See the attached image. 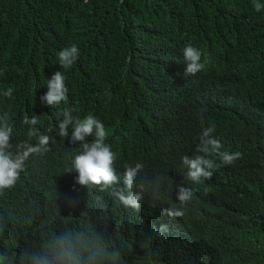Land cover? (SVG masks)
Listing matches in <instances>:
<instances>
[{
	"label": "clouds",
	"instance_id": "obj_1",
	"mask_svg": "<svg viewBox=\"0 0 264 264\" xmlns=\"http://www.w3.org/2000/svg\"><path fill=\"white\" fill-rule=\"evenodd\" d=\"M114 1L0 0V238L6 232L0 264H119L121 250L128 247L84 226L46 230L39 246L11 255L4 251L7 230L21 221L25 209L34 207V200L17 202L11 193L25 165L48 151H63L56 156L72 155L65 171L77 186L100 204L111 205L117 199L137 211L144 193L155 191L160 183L159 165L149 157L143 163L142 151L159 159L165 138L193 130L196 115L205 119L203 100L211 98L213 105L228 100L239 112L247 101L238 85L255 79L256 72V80L264 81V50L257 40L261 35L236 9L228 8L223 23L217 16L185 12L169 24L160 20L144 43L133 41L135 64L123 72L126 86L116 102L103 54L88 52ZM252 6L256 12L264 10L260 0H253ZM147 20L134 30L146 31ZM253 103V114L264 119L260 91ZM126 118L137 120L133 155L118 151L113 139L116 130L125 132L129 126ZM215 132L210 120L190 154L182 155L180 144L175 146L172 166L183 169L185 180L173 187L172 206L162 211L180 218L176 227L181 230L187 229L181 218L185 213L177 207L193 198L194 185L243 156L239 150H222ZM212 155L220 164L209 158ZM144 166L156 171L153 179L137 178ZM203 190L201 185V200ZM154 196L143 215L148 224L158 226ZM23 223L30 225L32 217ZM166 230L160 225L157 234Z\"/></svg>",
	"mask_w": 264,
	"mask_h": 264
},
{
	"label": "trees",
	"instance_id": "obj_2",
	"mask_svg": "<svg viewBox=\"0 0 264 264\" xmlns=\"http://www.w3.org/2000/svg\"><path fill=\"white\" fill-rule=\"evenodd\" d=\"M260 3L264 4V0ZM252 4L253 0L237 3L230 0H115L104 13L100 33L90 41L88 52L100 50L103 54L114 80L117 102L126 86L122 74L128 65L135 64L133 41L148 40L160 20L169 24L180 14L191 12L217 16L223 23L226 20L222 16L228 8H234L247 25L252 26V31L261 35L257 40L264 50V10L256 12ZM145 19L150 21L148 29L136 32L135 27ZM142 73L148 75L144 70ZM258 76V72L254 73L255 79L242 82L236 88L247 101L243 110L237 112L236 106L228 100L213 105L212 99L207 98L203 100L205 119L202 121L200 115H196L193 130L165 138L158 148L159 159H154L149 150L142 151L143 163L149 157L159 165L160 183L155 191L150 188L144 193L137 211L123 207L117 199L111 205L100 204L87 189L77 186L70 172L65 171L72 155L56 156L63 151L56 155L48 151L37 156L34 163L25 165L11 189L17 202L34 200V207L24 208L21 221L7 230L4 251L11 255L24 247H37L46 230L84 226L104 234L112 243L128 247L121 250L119 264H264V119L252 112L255 94L259 91L264 112V81L256 80ZM210 120L216 125L214 135L223 144L222 150H239L243 156L233 165H221L210 180L202 178L194 185L193 198L177 207L185 213L181 218L187 229L181 230L176 227L180 218H171L162 211L172 206L173 187L185 180L183 169L172 166L173 152L180 144L182 155L190 154ZM136 121L129 118L125 132L120 128L116 130L113 139L118 151L135 153L131 144L138 138ZM209 158L220 164L218 157ZM155 175L154 169L144 166L137 178L151 180ZM201 185L204 188L202 200ZM154 193L160 213L158 226L148 224L143 215L144 206ZM18 209L22 211L20 205ZM1 212L8 218L4 209ZM28 216L32 217L30 225L23 223ZM160 225L167 227L163 235L157 234ZM5 236L4 231L0 252Z\"/></svg>",
	"mask_w": 264,
	"mask_h": 264
}]
</instances>
